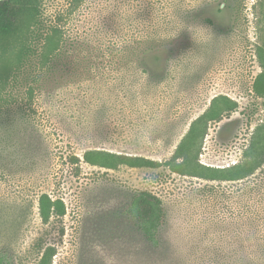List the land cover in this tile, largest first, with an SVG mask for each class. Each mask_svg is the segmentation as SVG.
I'll list each match as a JSON object with an SVG mask.
<instances>
[{
    "label": "rangeland",
    "instance_id": "1",
    "mask_svg": "<svg viewBox=\"0 0 264 264\" xmlns=\"http://www.w3.org/2000/svg\"><path fill=\"white\" fill-rule=\"evenodd\" d=\"M38 6L0 42V264H264V0ZM140 191L159 247L125 213Z\"/></svg>",
    "mask_w": 264,
    "mask_h": 264
},
{
    "label": "trees",
    "instance_id": "2",
    "mask_svg": "<svg viewBox=\"0 0 264 264\" xmlns=\"http://www.w3.org/2000/svg\"><path fill=\"white\" fill-rule=\"evenodd\" d=\"M38 3L39 0H0V42L11 36L13 37L17 32H21L23 28L29 27L33 22H36L39 14ZM54 33H56V30H54ZM22 56L23 50H20L15 56V61L22 59ZM254 89L260 94L264 93V71L256 77ZM207 120L208 115L204 112L191 122L188 131L176 147L174 160L180 159V163L188 160L187 150L190 148L191 138H194L198 133L203 137L202 135L206 131L200 127L205 126ZM87 158L88 156H86ZM195 163L197 166H201L197 158ZM224 169L216 168L211 170L224 171ZM46 202L47 205L45 207L42 205L43 211L46 213L45 217H47L48 211L51 209L55 210L54 206L56 210L63 211L61 202H50L49 199ZM125 213L136 220L138 229L151 246H160L159 231L165 221V211L162 201L157 196L147 191L135 192L128 202Z\"/></svg>",
    "mask_w": 264,
    "mask_h": 264
}]
</instances>
